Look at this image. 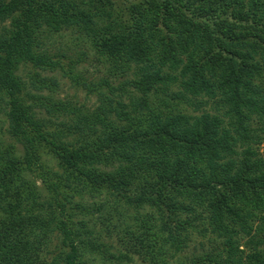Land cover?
Here are the masks:
<instances>
[{
	"label": "trees",
	"instance_id": "obj_1",
	"mask_svg": "<svg viewBox=\"0 0 264 264\" xmlns=\"http://www.w3.org/2000/svg\"><path fill=\"white\" fill-rule=\"evenodd\" d=\"M0 264H264V0H0Z\"/></svg>",
	"mask_w": 264,
	"mask_h": 264
},
{
	"label": "rangeland",
	"instance_id": "obj_2",
	"mask_svg": "<svg viewBox=\"0 0 264 264\" xmlns=\"http://www.w3.org/2000/svg\"><path fill=\"white\" fill-rule=\"evenodd\" d=\"M74 37V33L71 34L70 30H63L60 36H56V40H53L51 43V40H46L47 44L49 45V50H60L65 51L68 53V55L74 56L78 52L79 46L75 44L77 40L72 39ZM83 41V40H82ZM50 42V43H49ZM92 54V48L90 47V53ZM78 67L85 76H87L89 79H93L94 76H101L104 74L103 70L100 68V70H97V65L92 61L90 58V55L85 59V61H82L80 64L76 65L75 68ZM79 69H76L79 71ZM58 71V72H57ZM54 72L46 71L43 72V75H55L59 79V87L57 89V92L54 93V95L58 98H64V99H71L77 101L79 104L83 103L87 107H91L94 102H96V97L91 95L89 97L86 96L84 90L82 89H75L71 86V81L67 79L66 77L60 76V71L57 70ZM5 141H7V138H3ZM106 237V235H104ZM107 238V237H106ZM108 239V238H107Z\"/></svg>",
	"mask_w": 264,
	"mask_h": 264
}]
</instances>
